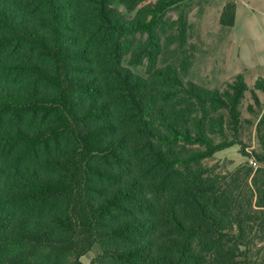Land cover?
<instances>
[{"label":"trees","instance_id":"16d2710c","mask_svg":"<svg viewBox=\"0 0 264 264\" xmlns=\"http://www.w3.org/2000/svg\"><path fill=\"white\" fill-rule=\"evenodd\" d=\"M181 1L0 0V264H264V165L203 163L242 144L245 71L220 90L160 65Z\"/></svg>","mask_w":264,"mask_h":264},{"label":"rangeland","instance_id":"374dc122","mask_svg":"<svg viewBox=\"0 0 264 264\" xmlns=\"http://www.w3.org/2000/svg\"><path fill=\"white\" fill-rule=\"evenodd\" d=\"M227 0H183L174 4L165 16L166 23L158 26V31L166 42V35L175 32L176 27H172L173 22L185 20L187 24L186 43L181 45L179 37L168 49H164L160 60L176 62L181 69V76L185 81H193L200 86L209 89L223 90L228 83L234 81L236 74L228 66V62L233 56L232 29L234 27H222L219 23L223 6ZM116 8L126 19L134 18L136 11H129L119 3ZM264 21V18H262ZM167 27L164 34L163 30ZM264 27V25H263ZM145 40L146 34L137 35ZM176 37V36H175ZM190 58L189 61H185ZM146 66H132V70L140 75L146 76ZM248 91L241 105L242 125L239 136L242 144L223 148L212 157L203 161L204 165L214 167L219 172L225 173L234 171L241 165H248L256 171L264 162L258 160L257 154L264 158V148L260 144L256 123L264 114V93L257 89L258 79L264 78V65L254 70L244 72ZM252 93H256L261 99L262 108L255 106V112L249 111V105L254 104ZM229 133V132H228ZM98 249L82 257L84 264H91Z\"/></svg>","mask_w":264,"mask_h":264},{"label":"crops","instance_id":"0c3cea01","mask_svg":"<svg viewBox=\"0 0 264 264\" xmlns=\"http://www.w3.org/2000/svg\"><path fill=\"white\" fill-rule=\"evenodd\" d=\"M233 56L228 66L235 74L264 65V0H234Z\"/></svg>","mask_w":264,"mask_h":264}]
</instances>
